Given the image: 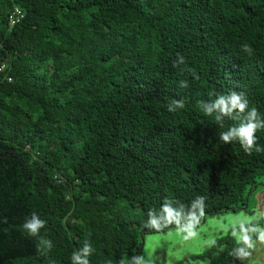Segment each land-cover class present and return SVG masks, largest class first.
<instances>
[{
	"label": "trees",
	"instance_id": "obj_1",
	"mask_svg": "<svg viewBox=\"0 0 264 264\" xmlns=\"http://www.w3.org/2000/svg\"><path fill=\"white\" fill-rule=\"evenodd\" d=\"M2 64L0 264H71L86 238L91 264L140 254L155 233L141 229L146 213L165 197L206 196V217L246 209L260 186L264 153L219 141L197 101L243 92L264 114V0H0ZM31 212L48 222L47 256L20 227ZM217 253L176 264H230Z\"/></svg>",
	"mask_w": 264,
	"mask_h": 264
},
{
	"label": "clouds",
	"instance_id": "obj_2",
	"mask_svg": "<svg viewBox=\"0 0 264 264\" xmlns=\"http://www.w3.org/2000/svg\"><path fill=\"white\" fill-rule=\"evenodd\" d=\"M241 50L248 56L254 54V49L248 43L241 45ZM185 64L183 55L177 54L173 66ZM185 69H181L183 72ZM188 71L192 72L191 69ZM194 79L199 76L192 72ZM180 88H188L186 79L178 82ZM210 100H198L197 107L205 116L211 117L215 124L222 129L218 133V139L223 144L237 143L242 151L251 156L255 153H264V145L257 143L256 133L264 131V114H261L255 105L250 102L243 92L229 91L228 93L210 92ZM185 98L172 99L167 105V111L172 113L185 108ZM226 120L237 123L226 126ZM207 197L195 196L185 203L179 199L165 197L159 208H149L146 219L141 229L149 232L163 233L165 229L174 225L178 235L187 241L199 235L197 226L205 216ZM47 220L41 218L36 212H31L24 218L20 226L23 232L33 238H37V250L42 256H47L54 247L53 241L47 235H41V230L46 229ZM221 234L219 238L213 235L205 241V250L217 249L218 253L227 252L230 264H264V210H257L252 214L241 211L238 215L229 218L227 223L220 222ZM230 239L232 246L222 244L220 241ZM95 252L93 243L89 238L82 241L81 245L71 253V264H91L90 257ZM48 264H56L54 259H49ZM104 264H164L163 259L157 254V250L147 249L140 254L121 256L118 260L109 258ZM194 264H212L211 259L205 257Z\"/></svg>",
	"mask_w": 264,
	"mask_h": 264
},
{
	"label": "rangeland",
	"instance_id": "obj_3",
	"mask_svg": "<svg viewBox=\"0 0 264 264\" xmlns=\"http://www.w3.org/2000/svg\"><path fill=\"white\" fill-rule=\"evenodd\" d=\"M258 188L248 195L246 209H238L236 211H227L215 215L206 216L204 221L197 226L199 235L187 241L178 235L176 228H171L163 233H145L142 237V251L155 248L157 254L161 256L164 264H176L191 255H198L205 251V241L216 235L217 238L221 234L220 222L227 223L229 218L238 215L241 211L252 214L257 210H264V177L258 180ZM135 251H130L124 256H131ZM195 261H184L183 264H194Z\"/></svg>",
	"mask_w": 264,
	"mask_h": 264
},
{
	"label": "built area",
	"instance_id": "obj_4",
	"mask_svg": "<svg viewBox=\"0 0 264 264\" xmlns=\"http://www.w3.org/2000/svg\"><path fill=\"white\" fill-rule=\"evenodd\" d=\"M23 18V12L19 8H14L9 15V23L11 26H14ZM6 68V64L0 66V72Z\"/></svg>",
	"mask_w": 264,
	"mask_h": 264
},
{
	"label": "water",
	"instance_id": "obj_5",
	"mask_svg": "<svg viewBox=\"0 0 264 264\" xmlns=\"http://www.w3.org/2000/svg\"><path fill=\"white\" fill-rule=\"evenodd\" d=\"M204 218H205V217L202 218V222L204 221Z\"/></svg>",
	"mask_w": 264,
	"mask_h": 264
}]
</instances>
